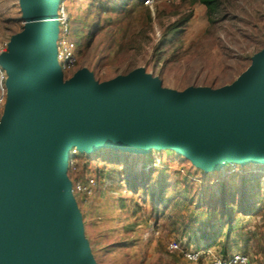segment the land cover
<instances>
[{
    "label": "rangeland",
    "instance_id": "rangeland-1",
    "mask_svg": "<svg viewBox=\"0 0 264 264\" xmlns=\"http://www.w3.org/2000/svg\"><path fill=\"white\" fill-rule=\"evenodd\" d=\"M91 1L59 0L68 20L67 39L76 46L77 68L99 84L140 70L174 93L216 90L235 82L264 47V0H224L225 11L213 25L205 6L182 7L184 0H153L148 6L145 0H128L126 7L116 0V9L108 6L115 0H98L106 3L100 13L103 31L89 42ZM190 11L183 37L157 48L164 29ZM23 27L19 0H0V43ZM61 39L57 27L55 41ZM107 150L100 145L78 149L65 169L92 264H207L223 251L264 264V166L247 163L227 173L226 164L205 171L165 150ZM222 190L229 204L225 218ZM172 241L200 252L202 259L188 262L169 249Z\"/></svg>",
    "mask_w": 264,
    "mask_h": 264
},
{
    "label": "water",
    "instance_id": "water-1",
    "mask_svg": "<svg viewBox=\"0 0 264 264\" xmlns=\"http://www.w3.org/2000/svg\"><path fill=\"white\" fill-rule=\"evenodd\" d=\"M19 2L24 27L0 56V264H92L65 171L74 148L171 150L205 171L264 159V47L216 90L174 93L136 71L102 85L81 68L65 81L55 62L59 0Z\"/></svg>",
    "mask_w": 264,
    "mask_h": 264
},
{
    "label": "built area",
    "instance_id": "built-area-1",
    "mask_svg": "<svg viewBox=\"0 0 264 264\" xmlns=\"http://www.w3.org/2000/svg\"><path fill=\"white\" fill-rule=\"evenodd\" d=\"M168 2H172L174 0H165ZM180 1V0H178ZM153 0H145L144 5L148 6L152 4ZM56 22L57 27L62 29V39L59 41H55V62L57 67L60 69L62 75L64 73L71 72V75L68 78H64L65 81L69 80L73 73L78 69L77 68V55H76V46L73 42L67 39L69 33L68 20L66 15L63 12V8L60 6V2L57 4L56 10ZM11 38V37H10ZM10 39L5 42L0 43V56L4 53L8 52ZM8 79L7 72L0 64V124L4 114L5 105L7 102V87L6 82ZM77 149L74 148L71 150L70 154L76 153ZM240 166L239 164L230 163V169L226 172H234L236 170L235 166ZM80 189V187H78ZM72 193V188H71ZM169 249L173 252H181L183 257L188 262L196 263L202 259V254L198 251L194 250H183L178 241H172L169 245ZM207 264H250L249 259L246 255L242 253H231L226 257H212L209 258Z\"/></svg>",
    "mask_w": 264,
    "mask_h": 264
},
{
    "label": "trees",
    "instance_id": "trees-1",
    "mask_svg": "<svg viewBox=\"0 0 264 264\" xmlns=\"http://www.w3.org/2000/svg\"><path fill=\"white\" fill-rule=\"evenodd\" d=\"M115 2H116V0L112 3L109 2L108 6H111L112 8L116 9ZM127 2H128V0H122V5H120V7H126L128 5ZM105 4L106 3L102 4L98 0H92L87 5V10H89L88 14L89 15L94 14V19H92V24L89 27V31L87 34V41H89V42H92L94 39L98 38L103 31L102 25H101V14L100 13L102 12V8H103V6H105ZM195 4H201V5L206 7L208 21L212 25L218 21L220 15L223 13V11H225V8L223 7L224 6V0H184L182 7H186V6L192 7ZM191 16H192V11H190L186 16H184L183 19H181L177 22H174L170 26L166 27V29H164L162 38L159 40L156 47L162 50V49L166 48L167 46L175 44L180 38H182L185 31H186V28H185L186 23L191 18ZM107 151L110 152V151H114V150H107ZM165 151H169L170 153H172L176 157L183 158V159L187 160L183 156L177 155L175 152H173L171 150H165ZM187 161H189V160H187ZM164 181H165V178H162L160 180V182H161L160 187H162V188L164 187L163 186ZM222 194L223 195L221 198V208H222L221 215H223L225 218V215H226L227 210L229 208L228 207L229 204L226 203L227 200H226V196H225V190H222ZM226 218L231 220V214H229V216H227ZM227 230L229 231V233H228V235H229L231 230H232V228L230 226V221H229V226H227ZM227 255L228 254L224 251L221 253L222 257H226Z\"/></svg>",
    "mask_w": 264,
    "mask_h": 264
},
{
    "label": "bare ground",
    "instance_id": "bare-ground-1",
    "mask_svg": "<svg viewBox=\"0 0 264 264\" xmlns=\"http://www.w3.org/2000/svg\"><path fill=\"white\" fill-rule=\"evenodd\" d=\"M136 72H140L142 73L140 70L136 71ZM113 80V79H112ZM110 81L105 82V83H101L102 85L108 84ZM106 148H116L115 146L111 145V144H106L105 145ZM154 150H156V148H153ZM122 151L124 152H131V153H138V154H143L144 150L141 149H129V148H121ZM244 163H251V164H255V165H264V159H257V158H252V159H248L246 160Z\"/></svg>",
    "mask_w": 264,
    "mask_h": 264
}]
</instances>
